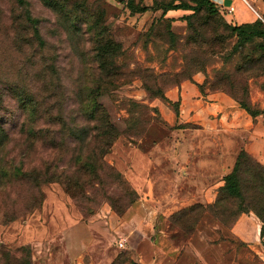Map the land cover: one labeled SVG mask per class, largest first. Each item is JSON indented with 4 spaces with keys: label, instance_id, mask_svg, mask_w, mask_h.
Returning a JSON list of instances; mask_svg holds the SVG:
<instances>
[{
    "label": "rangeland",
    "instance_id": "rangeland-1",
    "mask_svg": "<svg viewBox=\"0 0 264 264\" xmlns=\"http://www.w3.org/2000/svg\"><path fill=\"white\" fill-rule=\"evenodd\" d=\"M221 1L0 0V125L6 134L0 264H39L41 251L59 247L63 256L52 264H141L153 257L160 264H264V253L233 230L246 215L263 227L264 239V37L238 34L230 24L259 20L264 26V0L250 2L260 9L244 22ZM170 3L194 10L164 12ZM181 93L189 97L182 100ZM210 94L241 112L221 130L231 143L228 170L176 172L168 166L167 140L209 139L222 122L189 102H210ZM92 101L117 133L100 160V136L91 127L102 123L87 124L80 114ZM34 124L45 130L38 138L27 133ZM86 125L90 134L82 137ZM51 156L57 169H69L75 186H35L21 176ZM229 172L237 195L224 186ZM124 214L145 230L136 245L123 241L119 248L122 233L112 222L123 231L118 218ZM89 230L105 241L107 258L95 260L82 245Z\"/></svg>",
    "mask_w": 264,
    "mask_h": 264
},
{
    "label": "crops",
    "instance_id": "crops-1",
    "mask_svg": "<svg viewBox=\"0 0 264 264\" xmlns=\"http://www.w3.org/2000/svg\"><path fill=\"white\" fill-rule=\"evenodd\" d=\"M254 1L256 0H245V3L239 0H222L221 2H223L224 4L226 3L225 5L227 6H229L228 4L233 5V13H236V18L234 16L233 17L237 21L244 22L252 20L254 14H258L256 10L260 9V7L256 5V9L253 4H250V2H257ZM181 96L182 100H186V97H189L182 93ZM206 97H208V99H210L211 101L204 103L201 98L198 99L194 97V99L189 100V102L196 103L198 107H207L210 110L216 112L220 116L222 122L220 123V125L218 124L219 126L215 125L213 127L214 133L210 135L209 139L206 136L190 138L173 136L172 138L167 140L168 143L165 153L168 155V157H170V159L168 158V166L172 169H175L176 172H179L178 170L180 169L188 170L190 169V167L191 169L198 170L200 174L205 173L207 169H210L211 172L214 171L218 173H226V171L228 170L230 163V154L227 143L229 145H231V143L229 142V139L225 138L224 133L221 130H224V128H226L224 124L230 125L234 123V121L236 122L237 120H239L238 115H241V112L237 108H235V105H233V103L224 102L223 98H221L218 94H210ZM203 103L205 105H203ZM162 153L163 151L162 149H160L158 158H160V155ZM176 172H173L172 174L174 176H177ZM184 174L187 173L184 171ZM200 198L202 199V197ZM246 217V215L240 217L234 225L233 230L236 231V236L242 242L246 243L247 246L255 249L257 253H264V239H262V237L260 238L259 236V225H257L253 220H246ZM118 219V222L122 223L123 225H121L127 228L122 231L123 228L119 225L116 226L117 222L115 221L112 222V229L115 230V228H117V230L121 231L123 241H127L126 243H128L129 246L131 245V242L136 245L138 240L141 239V236H143L145 230L141 225V222L138 221V218L129 219L127 214L122 215V217ZM55 223V225H59L57 222ZM60 225L65 227V223L63 220H61ZM88 234V238L84 240V243H82V245L87 244L88 249L93 250V255L97 256L96 258H94L95 260H98L99 256L102 255L104 259L107 258L108 253L105 241H103L100 237L93 235L90 230L88 231ZM42 246L48 245L46 243H43ZM131 247L132 248H129V250L135 251L136 246L133 245ZM59 248L60 250L54 253H51L49 251L45 253V250L41 251L42 257L39 264H52V262L57 261L60 256H63V250L61 249L62 247ZM45 254L47 257L43 258ZM160 263L161 261L156 257L151 258V261L149 263H146V259H143L141 262V264Z\"/></svg>",
    "mask_w": 264,
    "mask_h": 264
},
{
    "label": "trees",
    "instance_id": "trees-1",
    "mask_svg": "<svg viewBox=\"0 0 264 264\" xmlns=\"http://www.w3.org/2000/svg\"><path fill=\"white\" fill-rule=\"evenodd\" d=\"M206 5L208 10L213 11V6L211 5V2L206 1ZM148 7H142L139 9V11H145ZM176 9H184V10H194L191 7L185 6L184 4L178 3V4H168L167 6L163 7V11L167 10H176ZM188 18H193V12L186 16ZM232 26V29L236 30L237 33H244L249 32V36H261L264 37V26L259 20H255L252 23H245V24H238L234 25L230 23ZM112 49V48H111ZM81 117L88 123L93 121H101L102 127L99 129L97 126L91 127L92 131L95 130L96 134L95 136H100L99 139L96 141V150H97V159H102L103 155L108 151L109 147L111 146L112 142L114 141L117 133H116V127L113 123L109 121V118L107 117V114L104 113V110L100 108L99 106H96V102L92 101L90 103L85 104L80 109ZM29 113H32L31 110L27 113V116H30ZM41 126V125H40ZM37 124H34L33 127H30L27 130L28 135L40 136L42 131L45 130L41 128ZM3 125H0V145H2L6 141V134L5 129L3 128ZM17 131V133H21ZM78 131V129H77ZM76 131V134H77ZM26 133V132H25ZM80 133H82V137H86L87 134H90L89 127L83 126L80 128ZM75 137H78L79 135H76ZM90 137V135H89ZM54 146L50 147L51 152L53 151ZM102 164V162H101ZM69 169H63V167L58 168L54 163V158L51 156L49 159H44L41 161L40 164L37 166H32L30 168L25 169L22 171L21 176L22 177H28L30 180L34 183L35 186H38V181L41 182H50V181H60L62 184L67 185V187L75 186L77 184V181L73 178V176L69 173H66ZM77 170L81 171L84 170V167L82 165H79L77 167ZM93 171V169L91 170ZM42 177L39 178V177ZM224 186L226 190L233 194L237 195L239 193L238 187L236 186V181L231 174V172L225 174L224 176ZM67 188V189H68ZM38 190V189H37ZM34 196L31 197V208L34 204ZM259 236L260 238L263 236V227H259Z\"/></svg>",
    "mask_w": 264,
    "mask_h": 264
},
{
    "label": "built area",
    "instance_id": "built-area-1",
    "mask_svg": "<svg viewBox=\"0 0 264 264\" xmlns=\"http://www.w3.org/2000/svg\"><path fill=\"white\" fill-rule=\"evenodd\" d=\"M233 5H229V6H227L224 10H225V12L226 13H232L233 12ZM124 242H123V240L122 239H119L118 241H117V246L119 247V248H121V247H123L124 246V244H123Z\"/></svg>",
    "mask_w": 264,
    "mask_h": 264
}]
</instances>
